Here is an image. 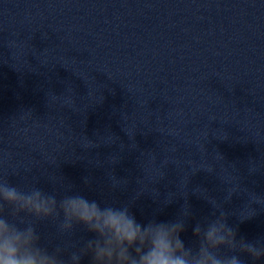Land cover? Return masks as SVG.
<instances>
[{
	"label": "clouds",
	"instance_id": "clouds-1",
	"mask_svg": "<svg viewBox=\"0 0 264 264\" xmlns=\"http://www.w3.org/2000/svg\"><path fill=\"white\" fill-rule=\"evenodd\" d=\"M19 174L0 170V264H81L86 256L90 264H245L242 255L264 259V237L238 239L237 229L228 223L230 214L214 199L208 198L213 218L193 227V247L181 239L192 215L188 206L173 221L142 224L129 204L101 206L73 192L72 185L58 198L55 191L38 187V181L24 188L9 180V175ZM236 191L230 189L225 199ZM249 197L248 204L232 213L241 223L257 214L252 204L264 206V197ZM43 222L52 224L61 239L44 243L38 230ZM80 227L94 238L72 239Z\"/></svg>",
	"mask_w": 264,
	"mask_h": 264
}]
</instances>
